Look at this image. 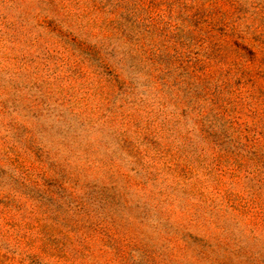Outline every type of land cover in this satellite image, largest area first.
<instances>
[{"label": "rangeland", "instance_id": "1", "mask_svg": "<svg viewBox=\"0 0 264 264\" xmlns=\"http://www.w3.org/2000/svg\"><path fill=\"white\" fill-rule=\"evenodd\" d=\"M0 264H264V0H0Z\"/></svg>", "mask_w": 264, "mask_h": 264}]
</instances>
